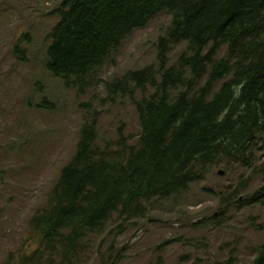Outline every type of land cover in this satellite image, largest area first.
I'll return each instance as SVG.
<instances>
[{"label":"trees","instance_id":"1","mask_svg":"<svg viewBox=\"0 0 264 264\" xmlns=\"http://www.w3.org/2000/svg\"><path fill=\"white\" fill-rule=\"evenodd\" d=\"M56 13L45 67L78 91L134 31L162 13L171 23L158 39L157 69L129 71L106 86L110 97L130 96L141 126L136 145L121 134L101 145L98 112L82 105L75 154L29 222L42 249L27 259L47 252L63 263L116 214L142 218L145 202L186 191L213 167L255 168L264 149V0H62ZM182 43L188 54L167 68L169 50ZM222 46L226 58L217 59ZM245 203L264 204V187ZM251 264H264V244Z\"/></svg>","mask_w":264,"mask_h":264},{"label":"rangeland","instance_id":"2","mask_svg":"<svg viewBox=\"0 0 264 264\" xmlns=\"http://www.w3.org/2000/svg\"><path fill=\"white\" fill-rule=\"evenodd\" d=\"M61 1L0 0V264H251L264 244V204L245 202L264 187V149L253 169L213 167L186 191L145 202L142 218L114 215L68 261L47 252L38 260L26 258L42 249L29 222L46 207L75 154L82 105L98 112L101 145H114L119 134L128 146L136 145L141 126L130 96L110 97L106 86L129 71L157 69L158 39L171 23L162 13L134 31L78 91L45 67ZM186 51V43L169 50L167 68ZM216 58H226V46ZM239 187L245 190L235 199Z\"/></svg>","mask_w":264,"mask_h":264},{"label":"water","instance_id":"3","mask_svg":"<svg viewBox=\"0 0 264 264\" xmlns=\"http://www.w3.org/2000/svg\"><path fill=\"white\" fill-rule=\"evenodd\" d=\"M218 174H219V175H222V174H223V172L219 171V172H218Z\"/></svg>","mask_w":264,"mask_h":264},{"label":"bare ground","instance_id":"4","mask_svg":"<svg viewBox=\"0 0 264 264\" xmlns=\"http://www.w3.org/2000/svg\"><path fill=\"white\" fill-rule=\"evenodd\" d=\"M65 261V260H64Z\"/></svg>","mask_w":264,"mask_h":264}]
</instances>
